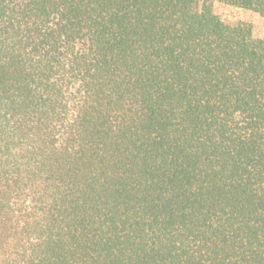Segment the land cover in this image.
<instances>
[{
    "label": "trees",
    "instance_id": "trees-1",
    "mask_svg": "<svg viewBox=\"0 0 264 264\" xmlns=\"http://www.w3.org/2000/svg\"><path fill=\"white\" fill-rule=\"evenodd\" d=\"M263 22L0 0V264H264Z\"/></svg>",
    "mask_w": 264,
    "mask_h": 264
},
{
    "label": "rangeland",
    "instance_id": "rangeland-1",
    "mask_svg": "<svg viewBox=\"0 0 264 264\" xmlns=\"http://www.w3.org/2000/svg\"><path fill=\"white\" fill-rule=\"evenodd\" d=\"M214 11L217 16L226 23L245 24L249 22H259V19L255 15L221 4H215ZM261 35L264 36V22L261 26Z\"/></svg>",
    "mask_w": 264,
    "mask_h": 264
}]
</instances>
